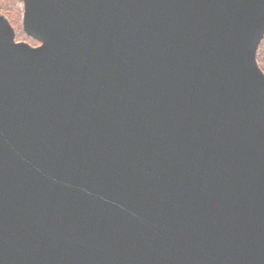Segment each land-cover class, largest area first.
<instances>
[{
  "label": "water",
  "instance_id": "water-1",
  "mask_svg": "<svg viewBox=\"0 0 264 264\" xmlns=\"http://www.w3.org/2000/svg\"><path fill=\"white\" fill-rule=\"evenodd\" d=\"M21 1L0 264H264V0Z\"/></svg>",
  "mask_w": 264,
  "mask_h": 264
},
{
  "label": "trees",
  "instance_id": "trees-1",
  "mask_svg": "<svg viewBox=\"0 0 264 264\" xmlns=\"http://www.w3.org/2000/svg\"><path fill=\"white\" fill-rule=\"evenodd\" d=\"M0 13L8 18L12 27L17 31V40L26 41L34 46L39 45V42L36 39L30 37L23 29V3L21 2V0H0ZM256 58L259 67L264 72V39L258 47Z\"/></svg>",
  "mask_w": 264,
  "mask_h": 264
},
{
  "label": "bare ground",
  "instance_id": "bare-ground-1",
  "mask_svg": "<svg viewBox=\"0 0 264 264\" xmlns=\"http://www.w3.org/2000/svg\"><path fill=\"white\" fill-rule=\"evenodd\" d=\"M44 43V44H43ZM42 44H40L39 46H32L29 43L26 42H18V41H14V44L16 45H22V44H26L34 53H38L39 51L43 50L45 48V41Z\"/></svg>",
  "mask_w": 264,
  "mask_h": 264
},
{
  "label": "rangeland",
  "instance_id": "rangeland-1",
  "mask_svg": "<svg viewBox=\"0 0 264 264\" xmlns=\"http://www.w3.org/2000/svg\"><path fill=\"white\" fill-rule=\"evenodd\" d=\"M22 2V1H21ZM23 3V2H22ZM24 4H23V13H22V26H23V23H24ZM1 14V13H0ZM1 15H3V14H1ZM7 20H8V18L5 16V15H3ZM8 22H9V24H10V26L12 27V25H11V23H10V21L8 20ZM12 29L14 30V32H15V36H16V30L12 27ZM23 29H24V26H23ZM16 41H18V42H26V41H19V40H17V37H16ZM39 42V41H38ZM26 43H28V42H26ZM30 45H32L31 43H29ZM41 43L39 42V45H40ZM32 46H34V45H32ZM38 46V45H37ZM264 109V108H263ZM263 115H264V112H263Z\"/></svg>",
  "mask_w": 264,
  "mask_h": 264
}]
</instances>
